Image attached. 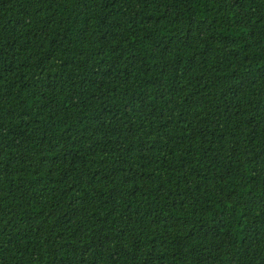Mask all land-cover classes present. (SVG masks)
I'll use <instances>...</instances> for the list:
<instances>
[{
    "label": "trees",
    "instance_id": "1",
    "mask_svg": "<svg viewBox=\"0 0 264 264\" xmlns=\"http://www.w3.org/2000/svg\"><path fill=\"white\" fill-rule=\"evenodd\" d=\"M0 264H264V0H0Z\"/></svg>",
    "mask_w": 264,
    "mask_h": 264
}]
</instances>
